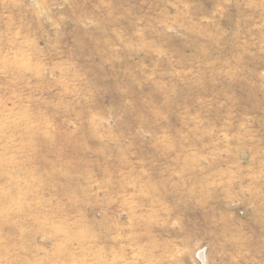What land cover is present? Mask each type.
I'll use <instances>...</instances> for the list:
<instances>
[{
	"label": "rangeland",
	"instance_id": "rangeland-1",
	"mask_svg": "<svg viewBox=\"0 0 264 264\" xmlns=\"http://www.w3.org/2000/svg\"><path fill=\"white\" fill-rule=\"evenodd\" d=\"M0 264H264V0H0Z\"/></svg>",
	"mask_w": 264,
	"mask_h": 264
}]
</instances>
